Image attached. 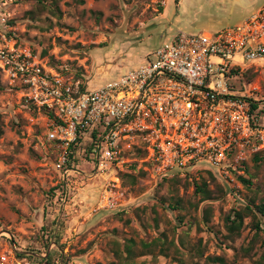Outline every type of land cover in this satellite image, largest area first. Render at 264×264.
<instances>
[{"label": "rangeland", "instance_id": "rangeland-1", "mask_svg": "<svg viewBox=\"0 0 264 264\" xmlns=\"http://www.w3.org/2000/svg\"><path fill=\"white\" fill-rule=\"evenodd\" d=\"M228 1L0 0V40L30 52L66 82L93 88L140 66L169 35L215 32L243 22L254 10L236 4L229 12ZM238 81V90L258 98L264 111V65L247 69ZM258 116L264 129V112ZM47 125L48 110L0 71V263L15 258L39 263L49 253L61 257L58 264L64 258L65 264H123L116 249L127 240H152L166 232L180 252L147 254L137 258L139 264H181L178 258L206 264L208 255H223L229 264H254L240 252L255 232L251 217L235 241L225 239L222 217L264 197V139L255 142L258 149H248L245 162L230 167H170L137 137L117 161L99 168L83 145L71 159L74 169L64 173L57 167L60 148L48 140ZM83 141L88 147L89 133ZM257 152L263 159L254 160ZM209 172L226 193L195 207L190 202L197 203L201 195L193 182L210 180ZM126 173L135 174L138 182L125 183ZM180 197L184 208H172V198ZM207 205L214 208L208 225L202 221ZM200 239L203 256L190 251ZM263 249L257 243L256 257Z\"/></svg>", "mask_w": 264, "mask_h": 264}, {"label": "built area", "instance_id": "built-area-1", "mask_svg": "<svg viewBox=\"0 0 264 264\" xmlns=\"http://www.w3.org/2000/svg\"><path fill=\"white\" fill-rule=\"evenodd\" d=\"M254 65H264V5L213 33L179 31L141 66L84 90L0 40V71L48 110L47 138L60 148L57 167L64 173L74 169L71 154L83 145L84 151L92 146L90 158L104 168L137 137L170 167L245 162L248 149L264 139L258 98L238 90ZM10 264L39 263L15 258Z\"/></svg>", "mask_w": 264, "mask_h": 264}, {"label": "trees", "instance_id": "trees-1", "mask_svg": "<svg viewBox=\"0 0 264 264\" xmlns=\"http://www.w3.org/2000/svg\"><path fill=\"white\" fill-rule=\"evenodd\" d=\"M177 2L179 0H176ZM87 87L81 86V89L84 90ZM254 101V100H253ZM258 104L256 101L252 103V110H256ZM262 111L256 112V116L260 115ZM2 130L0 129V134ZM96 132L94 133V136ZM92 146L89 147V151ZM73 157V154H71ZM254 160L259 161L263 159L260 155V152L254 154ZM247 163H243L242 165L245 167ZM246 168V167H245ZM210 180L207 178H201V180H195V192L201 195L200 200L197 203L190 202L195 207H198L200 203L206 200L216 199L223 194L226 193V189L223 184L219 183L212 172H209ZM125 183L128 182L130 184H136L138 182V177L132 173L124 174ZM239 179L242 180L245 184H251L250 178H245L242 175H239ZM180 181V179H178ZM213 184V187L211 186ZM188 183L186 182V187H188ZM173 202H171L170 206L174 209H182L184 208L183 199L180 198H172ZM203 222L208 225L213 217L214 208L212 205H207L203 209ZM258 214H261L264 217V197L260 198L259 203H248L245 206H241L240 208H234L228 212H226L223 217L224 228L226 229V233L224 235L225 239L230 241H235L237 237H239L246 227L245 219L247 217H251V227L255 230L254 235L250 239V241L246 245H242L240 248V252L242 255L249 257L254 264H264V249L259 257H256V252L254 251L257 243L262 242L264 247V237L261 235V232L264 233V219L260 218ZM182 219V218H181ZM211 228V226H209ZM178 227L175 225L172 227L173 231H176ZM180 245L184 246L183 238H179ZM122 249V248H121ZM116 249V254L119 258H121L123 264H139L137 262V258L147 255V254H155L158 252L162 255H169V251L174 249L175 252H180V246L176 244L175 240H169L168 234L166 232H162L161 236H158L152 240L141 239L139 241H135L134 239H129L123 244V249ZM194 249L195 254L199 256H203L205 252V248L203 246L202 239L198 240V243L190 249L192 252ZM61 257L58 259H54L50 254L45 257L39 259V264H58ZM66 260V261H65ZM67 258H64L61 264H65L67 262ZM181 264H185V261L182 258H178ZM206 264H229L228 260L223 255H208L206 257Z\"/></svg>", "mask_w": 264, "mask_h": 264}, {"label": "crops", "instance_id": "crops-1", "mask_svg": "<svg viewBox=\"0 0 264 264\" xmlns=\"http://www.w3.org/2000/svg\"><path fill=\"white\" fill-rule=\"evenodd\" d=\"M230 4H231V6H232V8H230V10H229V12L231 11H233L235 8H238V7H236L235 5L236 4H238L239 5V7H242V8H244V7H250L251 9L253 8L254 10H252V13H254L255 11H257L261 6H263L264 5V0H229L228 1ZM256 5H258V8L256 9V8H254V6H256ZM230 6V7H231ZM233 6H234V8H233ZM249 15V14H248ZM250 16V15H249ZM248 16V17H249ZM239 24V23H238ZM199 33H210V32H199ZM211 33H213V32H211ZM177 34V33H176ZM175 34H173V35H169L167 38H171L172 36H174ZM163 42V41H162ZM160 45V44H159ZM155 50V49H154ZM153 50V51H154ZM153 51H149V52H147V58L146 59H143V61H142V64H144L147 60H148V58L151 56V54L153 53ZM141 64V65H142ZM140 65V66H141ZM125 70H127V69H123L122 70V72L123 71H125ZM121 72H119V74H120Z\"/></svg>", "mask_w": 264, "mask_h": 264}]
</instances>
